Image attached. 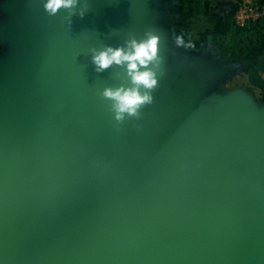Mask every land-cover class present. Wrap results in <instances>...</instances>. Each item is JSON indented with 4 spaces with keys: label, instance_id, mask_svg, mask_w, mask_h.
<instances>
[{
    "label": "water",
    "instance_id": "water-1",
    "mask_svg": "<svg viewBox=\"0 0 264 264\" xmlns=\"http://www.w3.org/2000/svg\"><path fill=\"white\" fill-rule=\"evenodd\" d=\"M44 4L0 27V264H264V110L198 102L224 70L169 61L161 0ZM151 33L153 100L117 121L102 92L132 87L126 64L92 56Z\"/></svg>",
    "mask_w": 264,
    "mask_h": 264
},
{
    "label": "rangeland",
    "instance_id": "rangeland-1",
    "mask_svg": "<svg viewBox=\"0 0 264 264\" xmlns=\"http://www.w3.org/2000/svg\"><path fill=\"white\" fill-rule=\"evenodd\" d=\"M8 1L10 0H0V27L13 18L10 9L7 7ZM241 1L245 0H216L211 3V13L216 15L221 9L220 6L233 9L235 3ZM255 1L264 2V0ZM191 8L203 11V2H199L197 5L194 4ZM180 19L182 23H176L175 25L172 24V21L166 22L174 26L177 35L184 36L186 43L188 41L192 43L200 42L203 45L199 49L209 48V55L215 57V62L219 63L220 68L228 66L227 70L223 71L220 76L205 83L203 91L198 96V102L204 107H211L217 101L223 100L234 93H239L249 100L256 111L264 110V88L252 83L253 77L257 76L254 79L264 84V23L242 31H230L231 33L215 31L211 37L212 41L210 39V41H206L207 38L202 33L205 32V29L207 32L212 31V28L218 25L217 20H211V16L208 15L206 18L207 23H205L202 21L203 19H199L195 11L190 17L186 18L183 15ZM226 21H230V14H226ZM166 22L163 21L160 24ZM199 33H201L200 36H198ZM168 42H171L170 37ZM174 48L175 53H166L169 61L179 60L180 54L185 50L183 46H177L175 39ZM14 50L13 40L0 32V63H6L12 57ZM194 52L198 53L197 50H194ZM198 54L200 55V53Z\"/></svg>",
    "mask_w": 264,
    "mask_h": 264
},
{
    "label": "clouds",
    "instance_id": "clouds-1",
    "mask_svg": "<svg viewBox=\"0 0 264 264\" xmlns=\"http://www.w3.org/2000/svg\"><path fill=\"white\" fill-rule=\"evenodd\" d=\"M76 0H45L44 7L50 13H55L59 8H71ZM83 15V13H81ZM159 36L155 33L148 34L145 39L132 38L126 47L106 46L94 52L92 60L97 66V71L109 67L113 63L126 64L127 72L132 81V87L105 88L102 95L114 101V118L123 120L125 114L138 116L139 108L143 104L152 102L151 89L157 85L156 74L152 68L147 67L150 62L157 59ZM177 46L194 47L191 41L185 42L183 35L175 37ZM141 88L145 91H141Z\"/></svg>",
    "mask_w": 264,
    "mask_h": 264
},
{
    "label": "crops",
    "instance_id": "crops-1",
    "mask_svg": "<svg viewBox=\"0 0 264 264\" xmlns=\"http://www.w3.org/2000/svg\"><path fill=\"white\" fill-rule=\"evenodd\" d=\"M199 2H203V8H204L203 11L194 10L191 8L194 4L197 5ZM161 3L164 5V8L166 10V15L161 18L160 23H162L163 21H165V22L166 21H168V22L172 21V24H174V25L176 23H182V20L180 18L183 17V15L186 18L190 17L191 15L194 14V11L199 16V19H201V20L203 19L202 21H204L205 23H207L206 18L208 15L211 16V20L212 19L217 20L213 17L214 15L211 13L212 11L210 10V7L212 4L209 2H204L201 0H161ZM217 21H218V25L214 26L212 28V31L207 32V30L205 29V32L202 33V35L207 38L206 41H208L209 39L212 41L211 37L213 35V32H215V31L228 32V33L230 31H232V32L236 31L235 29L232 28L230 21L229 22L220 21V20H217ZM168 22H166L165 24H161V26H163V28L165 29V37L167 39V44L169 46V51H167V52L175 53L174 39L177 36V34H176L177 32L174 31V26L172 24L170 25V23H168ZM200 34L201 33H199L198 36H200ZM169 37L171 38L172 44H171V42H168ZM193 44H194V47H190V48L184 47L185 50L180 55L184 56V57H189L192 55H196L198 53H200V55L202 53H206L209 58H213L215 60L214 56L209 55V48L205 47V48L199 49V47H202V45H203L200 42H196V43L193 42ZM211 44L214 45L213 42H211ZM194 50H197L198 53L194 52ZM227 67L228 66H225V67L223 66V67H221V69L225 71V70H227Z\"/></svg>",
    "mask_w": 264,
    "mask_h": 264
},
{
    "label": "built area",
    "instance_id": "built-area-1",
    "mask_svg": "<svg viewBox=\"0 0 264 264\" xmlns=\"http://www.w3.org/2000/svg\"><path fill=\"white\" fill-rule=\"evenodd\" d=\"M213 3L216 0H201ZM264 23V3L255 0L236 2L230 12V24L235 30H245Z\"/></svg>",
    "mask_w": 264,
    "mask_h": 264
},
{
    "label": "flooded vegetation",
    "instance_id": "flooded-vegetation-1",
    "mask_svg": "<svg viewBox=\"0 0 264 264\" xmlns=\"http://www.w3.org/2000/svg\"><path fill=\"white\" fill-rule=\"evenodd\" d=\"M220 8L221 9L219 10V12L216 15H214L213 17L215 19L219 20L221 14H223V20L222 21H226V14H230L232 9L229 7H224V6H220Z\"/></svg>",
    "mask_w": 264,
    "mask_h": 264
},
{
    "label": "trees",
    "instance_id": "trees-1",
    "mask_svg": "<svg viewBox=\"0 0 264 264\" xmlns=\"http://www.w3.org/2000/svg\"><path fill=\"white\" fill-rule=\"evenodd\" d=\"M258 2H259V1H258ZM260 3H264V2H260ZM254 78H257V76L253 77V79H252V83H254V84L257 85V86H260V87L264 88V84H263V82H261V81H256Z\"/></svg>",
    "mask_w": 264,
    "mask_h": 264
}]
</instances>
